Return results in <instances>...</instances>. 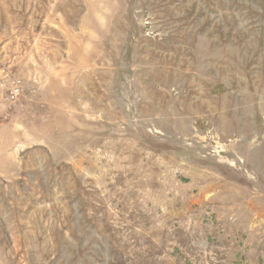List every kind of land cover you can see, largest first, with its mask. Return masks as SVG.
<instances>
[{
  "label": "rangeland",
  "instance_id": "obj_1",
  "mask_svg": "<svg viewBox=\"0 0 264 264\" xmlns=\"http://www.w3.org/2000/svg\"><path fill=\"white\" fill-rule=\"evenodd\" d=\"M0 264H264V0H0Z\"/></svg>",
  "mask_w": 264,
  "mask_h": 264
},
{
  "label": "built area",
  "instance_id": "obj_2",
  "mask_svg": "<svg viewBox=\"0 0 264 264\" xmlns=\"http://www.w3.org/2000/svg\"><path fill=\"white\" fill-rule=\"evenodd\" d=\"M21 86H20V81H14V86L10 89L8 96L11 99H14L15 97H18L19 94L21 93Z\"/></svg>",
  "mask_w": 264,
  "mask_h": 264
}]
</instances>
